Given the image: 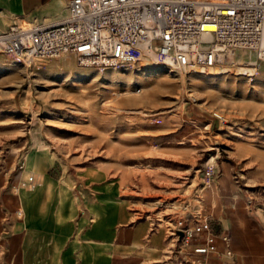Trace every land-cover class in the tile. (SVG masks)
<instances>
[{"label":"rangeland","instance_id":"rangeland-1","mask_svg":"<svg viewBox=\"0 0 264 264\" xmlns=\"http://www.w3.org/2000/svg\"><path fill=\"white\" fill-rule=\"evenodd\" d=\"M3 55L0 264H20L2 195L30 147L56 153L57 168L106 166L139 214L169 225L194 202L246 217L264 209V57L236 51L210 72H185L154 56L101 66L72 53Z\"/></svg>","mask_w":264,"mask_h":264},{"label":"crops","instance_id":"crops-1","mask_svg":"<svg viewBox=\"0 0 264 264\" xmlns=\"http://www.w3.org/2000/svg\"><path fill=\"white\" fill-rule=\"evenodd\" d=\"M67 2L0 0V33L12 22L57 20L66 14ZM30 152L35 154L27 162ZM30 174L33 185L20 186ZM15 179L2 201L8 240L18 243L20 264H197L198 259L201 264H264L263 208L258 216L246 217L221 203L206 211L208 202H194L186 224L206 220L217 235V248L202 255L194 247L204 241L207 230L178 239L176 224L134 209L122 183L106 166L57 168L56 153L36 146L23 153ZM221 233L228 235L227 242L220 239Z\"/></svg>","mask_w":264,"mask_h":264},{"label":"built area","instance_id":"built-area-1","mask_svg":"<svg viewBox=\"0 0 264 264\" xmlns=\"http://www.w3.org/2000/svg\"><path fill=\"white\" fill-rule=\"evenodd\" d=\"M235 50L264 57V0H68L57 20L12 22L0 33V52L27 61L72 53L92 64L121 66L154 56L173 71L210 72ZM33 183L32 174L19 181ZM176 228L184 238L207 230L194 247L199 254L217 248L206 220L187 225L179 218Z\"/></svg>","mask_w":264,"mask_h":264},{"label":"water","instance_id":"water-1","mask_svg":"<svg viewBox=\"0 0 264 264\" xmlns=\"http://www.w3.org/2000/svg\"><path fill=\"white\" fill-rule=\"evenodd\" d=\"M174 232H175V234L177 235L178 239H180V238L182 237V235H183V230L180 229V228H176V229L174 230Z\"/></svg>","mask_w":264,"mask_h":264},{"label":"bare ground","instance_id":"bare-ground-1","mask_svg":"<svg viewBox=\"0 0 264 264\" xmlns=\"http://www.w3.org/2000/svg\"><path fill=\"white\" fill-rule=\"evenodd\" d=\"M236 51H238V50H235V51H234L232 57H234ZM246 52H247V51H246ZM254 63H255V61H254ZM217 67H220V66H215V67L213 68V70L216 69ZM248 69H249V68H248ZM249 71H253V70H252V69H249Z\"/></svg>","mask_w":264,"mask_h":264}]
</instances>
